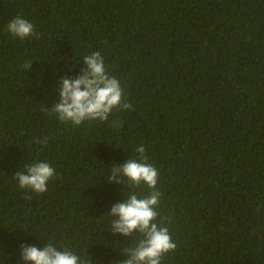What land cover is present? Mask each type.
<instances>
[{
  "label": "trees",
  "instance_id": "obj_1",
  "mask_svg": "<svg viewBox=\"0 0 264 264\" xmlns=\"http://www.w3.org/2000/svg\"><path fill=\"white\" fill-rule=\"evenodd\" d=\"M17 16L39 38L5 31ZM96 51L132 108L61 122V78ZM139 145L177 244L162 264H264V0H0V264L48 240L125 259L139 233L113 234L108 213L131 189L109 177ZM36 161L56 172L44 193L14 176Z\"/></svg>",
  "mask_w": 264,
  "mask_h": 264
},
{
  "label": "clouds",
  "instance_id": "obj_2",
  "mask_svg": "<svg viewBox=\"0 0 264 264\" xmlns=\"http://www.w3.org/2000/svg\"><path fill=\"white\" fill-rule=\"evenodd\" d=\"M5 31L13 38L25 40L29 37L39 38L33 23L22 16L11 20ZM86 68L74 79L61 78L59 100L50 109L61 122H70L80 126L84 121H107L113 109L128 110L132 105L124 100V90L120 81L107 71L104 57L99 51L83 57ZM37 143H47V138ZM139 155L128 159L123 165H115L110 169V183H125L128 188L127 199L111 206L108 215L112 217L110 231L134 238L130 247L123 249L125 259L114 264H162L163 258L177 248L169 228L167 217H161L157 209L160 206L162 193L158 190V170L148 162L146 148L136 147ZM21 189H31L35 193L47 191L48 182L56 176L54 167L47 161H36L25 166V171H17L14 175ZM146 185L150 192L138 196L135 189ZM126 189V190H127ZM26 198H29L26 194ZM259 211V209H258ZM58 248L60 250H58ZM21 259L31 264H90L82 259L74 250L57 247L48 240V244L40 249L36 246L23 245Z\"/></svg>",
  "mask_w": 264,
  "mask_h": 264
},
{
  "label": "water",
  "instance_id": "obj_3",
  "mask_svg": "<svg viewBox=\"0 0 264 264\" xmlns=\"http://www.w3.org/2000/svg\"><path fill=\"white\" fill-rule=\"evenodd\" d=\"M114 124H115V127L121 128L123 126V124H124V120L122 118H118V119L115 120Z\"/></svg>",
  "mask_w": 264,
  "mask_h": 264
}]
</instances>
